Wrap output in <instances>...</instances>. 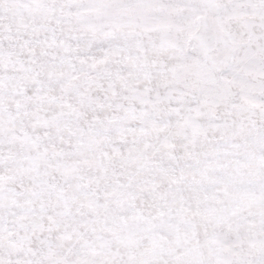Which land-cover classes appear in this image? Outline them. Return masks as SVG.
Listing matches in <instances>:
<instances>
[{
  "label": "snow or ice",
  "instance_id": "obj_1",
  "mask_svg": "<svg viewBox=\"0 0 264 264\" xmlns=\"http://www.w3.org/2000/svg\"><path fill=\"white\" fill-rule=\"evenodd\" d=\"M0 264H264V0H0Z\"/></svg>",
  "mask_w": 264,
  "mask_h": 264
}]
</instances>
